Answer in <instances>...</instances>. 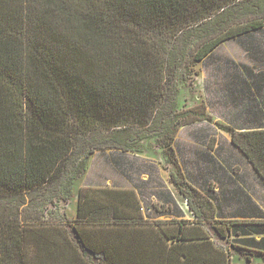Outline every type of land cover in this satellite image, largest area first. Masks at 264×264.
I'll use <instances>...</instances> for the list:
<instances>
[{
    "label": "trees",
    "instance_id": "obj_1",
    "mask_svg": "<svg viewBox=\"0 0 264 264\" xmlns=\"http://www.w3.org/2000/svg\"><path fill=\"white\" fill-rule=\"evenodd\" d=\"M263 28L264 0H0V264H233L200 221L149 220L133 188L81 186L76 216L65 207L92 154L142 153L155 138L190 212L215 217L175 149L181 127L210 116L179 94L223 42ZM227 75L237 101L234 80L250 83ZM250 105L246 127L224 128L264 183V105ZM255 208L216 220L248 260L264 258Z\"/></svg>",
    "mask_w": 264,
    "mask_h": 264
},
{
    "label": "rangeland",
    "instance_id": "obj_2",
    "mask_svg": "<svg viewBox=\"0 0 264 264\" xmlns=\"http://www.w3.org/2000/svg\"><path fill=\"white\" fill-rule=\"evenodd\" d=\"M246 68L252 70V76L248 74ZM194 69L195 72H192V76L187 81H183L179 101L180 104L184 103L187 106L204 103L210 117L208 120L185 127L177 134L178 146L182 149L181 155H184L186 161L191 162L196 158L194 148L214 151L216 154L217 147H224L221 135H224V133L229 134L224 128L225 126L231 127L232 124L237 126L250 123L254 114L244 110L249 103L252 102L253 104L250 106L258 105L262 107L264 105V87L262 86L261 89L257 87V84L261 82L259 80L261 79L260 74L264 72V28L223 42L210 56L198 62ZM229 71L232 74L235 73L246 78L250 83L249 88L241 91L243 85H240V80L238 78L234 80L238 81V86L232 83L237 89L235 94L240 96L237 101L231 100L228 92L227 82L230 77L227 72ZM253 82L258 83L254 84ZM154 143L155 138L147 144L145 142V145L150 148L146 152L152 151L151 156L145 154L148 159L152 160V188L150 189L152 191V204L148 200L144 203V212H146L148 219L164 220L166 222L182 219L191 221V223L200 221L218 245L221 244L223 247L228 248L234 238L220 240L215 231L219 223L216 221V217L211 215V211L208 210L206 205L198 207L199 219L190 212L185 197L181 196L171 183L170 171L173 168L163 159L165 157L161 150L153 148ZM205 161L206 159H203L202 163L204 168L207 169L209 166L206 165H209V163ZM236 166L240 168L242 166L239 159H237ZM181 167L183 173V167ZM213 184L210 189H207L208 192H203L205 195H212ZM170 191L175 194L172 203L163 204L161 200L159 202L154 200L153 195L155 193L165 194ZM263 194L264 192L260 191V195ZM260 201L264 205V196L261 197ZM147 208H150V210ZM59 211L62 213L61 210Z\"/></svg>",
    "mask_w": 264,
    "mask_h": 264
},
{
    "label": "crops",
    "instance_id": "obj_3",
    "mask_svg": "<svg viewBox=\"0 0 264 264\" xmlns=\"http://www.w3.org/2000/svg\"><path fill=\"white\" fill-rule=\"evenodd\" d=\"M198 122L201 121L181 127L178 133L185 127L193 126ZM232 127L237 129L238 127H246V125L242 124L236 126L232 124ZM221 136L222 141H224V147H217L216 154L214 151L194 148L193 151L196 158L192 162L186 161L184 155H181L182 149L178 146V135L176 136L175 149L178 154L179 165L180 167H183V173L186 179L202 192H208L207 186L214 183L211 196L216 210V219L230 220L234 218H242L243 215L237 211V208L247 206V203L252 208L256 207V211L260 210L264 212V205L260 201L261 197L264 196V194L262 196L260 195V191L264 192L263 181L253 168L252 164H250L234 146L231 134L224 133V135ZM146 153L151 156L152 151L136 153L130 151L122 152L119 150H108L92 154L88 160V168L85 174L76 181L71 199L65 207L68 216L70 218L76 216L78 191L81 186L133 188L135 189L143 208L144 203H146L147 200L152 204V191H150L152 188V160L146 157ZM203 159L208 161L207 163H209V165L206 166L213 168L214 171H212L214 173L211 174L206 172L207 169H204L202 163ZM237 159H239L242 164L238 172H236ZM241 175L243 178L240 177ZM240 192H242V194H240ZM153 196L155 198L154 200L157 202L161 200L163 201V204H170L175 198L173 191L165 194L155 193ZM143 213L147 217L146 212ZM247 215L255 217V215L258 214L252 212L251 209L247 212ZM251 235L256 239H261L264 234L252 233ZM229 238H234V236L230 235ZM228 247L232 252L233 264H264V258L262 257H251V259L248 260L244 256L239 255L235 249H233L231 244H229Z\"/></svg>",
    "mask_w": 264,
    "mask_h": 264
}]
</instances>
